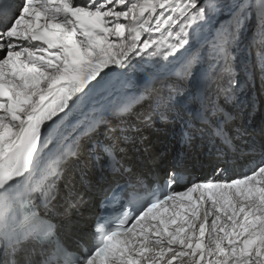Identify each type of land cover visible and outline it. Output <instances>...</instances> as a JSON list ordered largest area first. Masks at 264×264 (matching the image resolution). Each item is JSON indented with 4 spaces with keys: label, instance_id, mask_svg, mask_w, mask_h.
I'll return each mask as SVG.
<instances>
[{
    "label": "snow or ice",
    "instance_id": "6c2138e0",
    "mask_svg": "<svg viewBox=\"0 0 264 264\" xmlns=\"http://www.w3.org/2000/svg\"><path fill=\"white\" fill-rule=\"evenodd\" d=\"M238 67L264 84V0H0V264H264V141L237 171L220 103ZM157 117L208 171L106 143Z\"/></svg>",
    "mask_w": 264,
    "mask_h": 264
},
{
    "label": "bare ground",
    "instance_id": "6f19581e",
    "mask_svg": "<svg viewBox=\"0 0 264 264\" xmlns=\"http://www.w3.org/2000/svg\"><path fill=\"white\" fill-rule=\"evenodd\" d=\"M239 75L240 74H238V79L240 78ZM252 81L255 82V86L249 92H247L244 88V90L238 92L237 95L240 94V96H238V99H240L241 96H244V94L253 95L255 93L253 99L246 96L245 100H243L242 103L238 102V99L235 101L232 100L227 103H225L223 100L220 101L224 112L231 116V120L229 121L227 127L230 135L234 139L231 148L228 149V155L231 158V162L235 166L242 161L244 156L250 154L246 146L250 145L252 141L256 140L257 138L255 137L254 140H251L244 136L242 141L239 142V139L237 138V128L238 126H243L239 124V121L242 122V120H248L252 116V121L255 122L256 125L258 124V130L261 128V125L264 124V113L261 112V110H263L264 112V106H262L261 110H259L258 112H251L250 110L253 109L252 106L251 108L247 109L246 105L244 104L252 103L253 107H255L254 109H256L259 103H262L264 105V95L259 93L261 89H264V86H262L264 84L261 83V78L258 72L254 76L252 75ZM246 82L248 81H245V83L243 84L244 87H249V84ZM189 105L191 106V103H189ZM186 118L192 119L193 116H188L186 114ZM163 122L160 121V119L157 117L155 118L154 124L150 127H144L143 125H139L137 131L130 130L126 133L127 136L131 137V139L129 140L123 139L120 133L116 132L115 139L113 140V138L110 136L106 143H111L114 146L115 150L120 153L119 158H122L124 162H128L134 169H139L146 172L148 171V166L152 164H157L161 167H165L167 166V163L171 161L174 149L178 147V129L180 121H174L169 119L168 121ZM235 122H237L238 124H236L235 126H231V124ZM149 128H151L153 131H150ZM258 130L256 133H258ZM170 134L172 135L170 136ZM101 139H103V137H101ZM168 142H171V145L165 151L166 144ZM255 143L259 144V141H255ZM145 146L149 147V152L144 151ZM182 148L183 150L187 151L188 160H190L191 162H196L197 164L202 163L195 166L198 167L199 170H205V163L210 164L212 157L209 153H206V145L200 140H194L190 146L186 147L184 145L182 146ZM200 151L201 153H199ZM201 154H203L202 157ZM143 158H147V163L143 161ZM165 163L166 165H164ZM84 198L88 199L87 194L84 195ZM62 210L63 209H61V211ZM73 216H75L74 212Z\"/></svg>",
    "mask_w": 264,
    "mask_h": 264
},
{
    "label": "rangeland",
    "instance_id": "374dc122",
    "mask_svg": "<svg viewBox=\"0 0 264 264\" xmlns=\"http://www.w3.org/2000/svg\"><path fill=\"white\" fill-rule=\"evenodd\" d=\"M241 59H242V58H241ZM237 71H238L237 74H240V75H239V76H240L239 80L242 79V80H241L242 85L245 83V81H248V82H246V83L249 84V87H248V86H245V87H244V85H243V87L240 89L239 92H241V90H244V88L246 89L247 92H249V91L255 86V82L252 81V74H250L249 76L247 75V73L244 74V71L242 72L241 69H240L239 67L237 68ZM256 81H257V80H256ZM257 82H258V81H257ZM262 86H264V85H262ZM246 87H247V88H246ZM259 93H261L262 95H264V89H261V91H259ZM254 94H255V93H254ZM254 94H253V95H246V94H244V96H241L240 99H238V96H240V94H238L233 100L235 101V100L238 99L237 101L242 103L243 100H245V97H246V96H248V97H250L251 99H253V98H254ZM255 97H256V96H255ZM244 104L246 105V108H247V109L251 108V106H252L253 109L250 110L251 112H258L259 110H261V107L264 106L262 103H261V104L259 103V105L256 107V109H254L255 107H253L252 103H250V104L244 103ZM244 104H242V105H244ZM240 109H242V108H240ZM240 109H239V110H240ZM239 110H238V111H239ZM261 112L264 113L263 110H261ZM260 114H261V113H260ZM251 117H252V116H251ZM251 117H250L248 120H242V122L239 121V124H241V125H243V126H242V127L238 126V128H237V129H238V131H237V138L239 139V142H240V141H242V139H243L244 136H246L247 138H249V139H251V140H254L255 137H257L256 140H254V141H259V143H261L262 141H264V124L261 125V128L258 130V124L256 125V123L252 121ZM237 122H238V121H237ZM237 122L232 123L231 126H235L236 124H238ZM246 122H247V123H246ZM163 123H164V122H163ZM152 128H154V127H152ZM132 130L137 131L138 128H133ZM149 130H150V131H153L151 128H149ZM257 130H258V133H256ZM170 135H171V134H170ZM121 140H122V139H121ZM252 142H253V141H252ZM113 143H114V142H113ZM170 145H171V142H168V143L166 144V149H165V151L167 150V148H168ZM162 147H163V146H162ZM206 152H207V151H206ZM139 159H140V158H139ZM141 160H142V158H141ZM149 160H150V159H149ZM143 161L147 163V158H143ZM165 165H166V164H165Z\"/></svg>",
    "mask_w": 264,
    "mask_h": 264
}]
</instances>
